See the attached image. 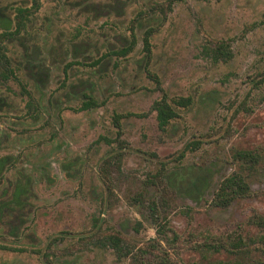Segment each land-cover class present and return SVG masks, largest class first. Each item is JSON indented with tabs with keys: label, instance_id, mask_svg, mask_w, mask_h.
I'll return each mask as SVG.
<instances>
[{
	"label": "rangeland",
	"instance_id": "374dc122",
	"mask_svg": "<svg viewBox=\"0 0 264 264\" xmlns=\"http://www.w3.org/2000/svg\"><path fill=\"white\" fill-rule=\"evenodd\" d=\"M0 13L12 21L6 35L0 22V245L11 249L0 264L132 263L102 245L108 235L152 250L138 264H228L197 249L253 237L250 219L264 216L258 170L248 197L212 205L239 168L233 155L264 152V0H0ZM220 43L228 63L214 60ZM162 95L192 99L165 132L150 112ZM88 97L100 107L82 112ZM116 114L133 116L117 143H97L117 137ZM192 141L198 150L173 162ZM152 201L175 242L152 243Z\"/></svg>",
	"mask_w": 264,
	"mask_h": 264
},
{
	"label": "trees",
	"instance_id": "16d2710c",
	"mask_svg": "<svg viewBox=\"0 0 264 264\" xmlns=\"http://www.w3.org/2000/svg\"><path fill=\"white\" fill-rule=\"evenodd\" d=\"M34 10H38L40 7V0H32ZM18 12L22 16L24 10L22 8L18 9ZM23 25V20L20 19L18 23ZM10 23L5 21L4 28L5 31H8L10 28ZM151 30L147 31L144 38V50L146 55L149 57L151 55V43L150 38L152 36ZM7 32L3 34L6 35ZM12 33V34H11ZM9 36L14 37L16 33L11 32ZM10 37V38H11ZM136 45V38L134 34H132V39L129 44L121 49L116 54L125 57L127 56ZM2 51H0L1 54ZM212 54L215 61L228 63L233 55L230 50V46L226 43H220L214 49H212ZM102 59L97 60L95 64H100ZM6 80L8 77H4ZM155 80H157L155 78ZM19 83V82H18ZM158 83V81H157ZM192 103V99L188 98H178L169 100L167 95H162V97L156 100L151 106L150 112L156 113V121L158 124L159 130L165 132L172 121L179 118L180 113L178 109L188 108ZM100 107V104L94 101L92 98L88 97L79 108L80 111H90L92 109ZM133 115H120L116 114L114 116V127L117 131V137L115 140H110L105 137H100L97 143H101L105 141L107 145H111L113 143H117L118 139L121 137V120ZM139 118H144L147 114L136 115ZM199 143L197 141H192L188 143L179 153V155L174 159L173 162L182 161L187 153L195 152L198 150ZM233 158L238 164L236 170L232 171V173L224 176L213 196L212 205L214 207L227 208L233 204L238 199H243L248 197L251 194V186L248 181V176L255 172L256 170L264 173V152H256V151H237ZM8 159L2 158L0 159V177L6 167ZM256 173V172H255ZM205 186V181L203 182V188ZM18 189L23 190L21 187ZM22 192V191H21ZM20 192V193H21ZM17 194L15 200L16 205H21L23 200V194ZM188 197H193L192 190L190 193H187ZM23 196V197H22ZM4 204V203H3ZM158 202L152 201L149 204V210L151 212V218L153 219L155 231L157 237L152 240V243H157V240H160L157 246H161V242H168V233H173V241L177 240L176 233L172 229L168 228L166 222H162L164 219L158 217ZM250 225L257 230V234L253 237H243L242 235H237L233 239H229L227 243H204L200 245L197 249L198 252L202 254L203 260L207 261L209 259L208 254L219 255L225 254L228 264H264V216L263 215H254L250 221ZM141 226V223H138ZM135 228L136 232H139V227ZM103 246L110 247L113 252L117 255L118 259H130L132 263L130 264H138L141 259L148 258V256L152 255V250L148 251L146 249H138L136 252L128 247V245L119 237L115 235H108L103 239ZM154 249L158 250L156 247ZM153 249V250H154ZM0 250H11L9 247L5 245H0ZM158 264H172L171 261L166 256H159ZM209 261V260H208ZM207 264H226V260H214L210 261Z\"/></svg>",
	"mask_w": 264,
	"mask_h": 264
},
{
	"label": "flooded vegetation",
	"instance_id": "af4514ba",
	"mask_svg": "<svg viewBox=\"0 0 264 264\" xmlns=\"http://www.w3.org/2000/svg\"><path fill=\"white\" fill-rule=\"evenodd\" d=\"M0 16L3 17V18L0 19V22H1V24H3L4 32H6V31H5V28H4V22H5V21L9 22V23H10V26H9L8 28H11L12 21H11L10 19H8V18H5V15H4L3 13H0ZM10 33H11V32H10ZM2 34H3V33H2ZM11 34H12V33H11ZM3 35H5V34H3ZM3 35H2V36H3ZM4 80H6V79H4ZM2 102H3V101L0 100V104H1Z\"/></svg>",
	"mask_w": 264,
	"mask_h": 264
}]
</instances>
